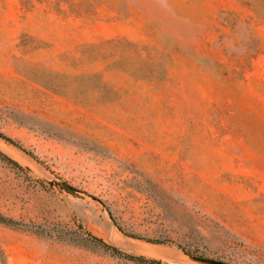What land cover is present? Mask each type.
Listing matches in <instances>:
<instances>
[{"label":"rangeland","instance_id":"obj_1","mask_svg":"<svg viewBox=\"0 0 264 264\" xmlns=\"http://www.w3.org/2000/svg\"><path fill=\"white\" fill-rule=\"evenodd\" d=\"M0 132V264H264V0H0Z\"/></svg>","mask_w":264,"mask_h":264},{"label":"trees","instance_id":"obj_2","mask_svg":"<svg viewBox=\"0 0 264 264\" xmlns=\"http://www.w3.org/2000/svg\"><path fill=\"white\" fill-rule=\"evenodd\" d=\"M0 138H3L6 141L15 144V142L11 138L7 137L5 134H3L1 132H0ZM0 160L5 162L7 165L18 167V164L15 161H13L12 159L8 158L7 156H4L1 153H0ZM0 223L4 224L6 226H9V227H15L17 225V222L15 220H13L11 218H8V217H5L3 214H0ZM93 239H94V241L97 244L103 246L105 249L112 251L114 254H120V252L118 250L108 246L101 239H99V238H93ZM134 259L139 260V261L144 262V263H148V262H145V260H142V259H137V258H134ZM149 263L150 264H162L160 262H155V261H150ZM4 264H6V263L4 262Z\"/></svg>","mask_w":264,"mask_h":264},{"label":"bare ground","instance_id":"obj_3","mask_svg":"<svg viewBox=\"0 0 264 264\" xmlns=\"http://www.w3.org/2000/svg\"><path fill=\"white\" fill-rule=\"evenodd\" d=\"M157 246H150L149 248H146L147 252L152 255H159L162 254V250L160 248H156ZM143 251V250H142ZM144 252V251H143ZM146 254V252H145ZM154 257V256H153ZM160 257V256H159Z\"/></svg>","mask_w":264,"mask_h":264}]
</instances>
